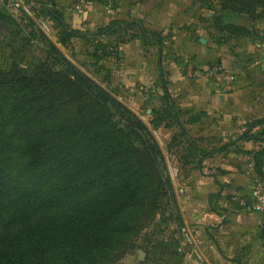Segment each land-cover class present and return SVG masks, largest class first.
Masks as SVG:
<instances>
[{
	"label": "trees",
	"instance_id": "obj_1",
	"mask_svg": "<svg viewBox=\"0 0 264 264\" xmlns=\"http://www.w3.org/2000/svg\"><path fill=\"white\" fill-rule=\"evenodd\" d=\"M48 1L47 12L60 26L58 42L86 38L96 61L118 58L120 44L138 37L162 50L170 35L142 18H116L96 31L70 28ZM196 1L213 11L220 6L213 26L231 36L249 33L235 16L253 19L264 8V0ZM116 32L130 37L100 41ZM45 54L34 73L17 64L0 70V264H106L170 194L166 156L148 125L55 42L46 39ZM161 87L166 115L179 121L163 77ZM251 125H264V116ZM181 133L203 168L215 151L198 148L185 128ZM253 161L254 185L264 183V145L253 151Z\"/></svg>",
	"mask_w": 264,
	"mask_h": 264
},
{
	"label": "crops",
	"instance_id": "obj_2",
	"mask_svg": "<svg viewBox=\"0 0 264 264\" xmlns=\"http://www.w3.org/2000/svg\"><path fill=\"white\" fill-rule=\"evenodd\" d=\"M18 1L23 8L19 13L12 14L9 0H0V20L9 25L8 29L0 30V59H18L23 47V43H19L26 36L34 44H28L25 53H30L34 60L36 57L45 58L46 39L55 42L58 47L63 46L58 42L60 26L47 12V6H52L50 2ZM189 1L194 6L196 0H119L122 10L119 9L118 14L109 11L103 0H54V8L63 14L70 28L82 31H96L116 18H142L148 28L163 31V34L170 33L162 50L156 45L146 44L142 37L120 44L118 58L104 59L106 66L112 68V83L140 100V93L132 94L135 82L150 84L160 82L163 77L179 115V121H176L178 127L185 128L201 150L215 151L213 157L204 161L203 168H198L197 162L191 163L179 183L185 192L182 199L178 195L182 202L183 220L191 227L202 230L201 256L193 260L185 256L187 263L264 264V213L246 210L251 190L258 179L251 155L260 144L264 145L252 135L253 129L258 126L253 127L251 122L254 120L250 118L264 116V98L242 94L236 89L240 82L235 91L226 93L215 79H193L184 75L183 68L187 62L209 67L213 56L211 52L214 51L210 39L197 34L204 29L205 23L192 14L194 7L188 8ZM210 29L211 32H222L214 26ZM132 32L135 31L129 34ZM130 35L116 32L104 39L117 44L122 37ZM84 41L87 42L86 38ZM38 43L44 47L43 50L35 45ZM258 64L257 73L264 77V55ZM244 134L251 138L242 137ZM209 135L217 136V141L226 139L219 137L240 136L223 144L212 142L209 147L204 146V141H208L205 136ZM238 143H242L236 151L238 153H231L234 150L228 149ZM227 144L225 151L219 150ZM227 152H230L228 156ZM185 247V251L190 249L187 241Z\"/></svg>",
	"mask_w": 264,
	"mask_h": 264
},
{
	"label": "rangeland",
	"instance_id": "obj_3",
	"mask_svg": "<svg viewBox=\"0 0 264 264\" xmlns=\"http://www.w3.org/2000/svg\"><path fill=\"white\" fill-rule=\"evenodd\" d=\"M106 2L107 5L108 3L112 5L114 12L117 14L119 9L122 10L118 3L119 0ZM214 5L215 11L206 8L198 1H195L194 6L191 5V1L188 2V8L194 7L192 14L195 18H200V21L205 23L204 29L197 34H201L204 38H209V43L213 46L212 49H214L211 52L213 56L209 67H197L204 71L218 66L230 68L237 75L238 83H236V86L240 82L236 88L237 90H241L242 94L254 95L257 98L263 99L264 77L258 75L257 72L258 63L261 62L264 55V8L258 7L256 16L253 19H247L246 17L233 18L237 23L247 26L249 33L242 36H231L226 31L211 32L210 28L214 24L213 18L215 14H220V6ZM197 24L195 23V25ZM104 37L100 41L106 42ZM21 43H23V47L20 48L18 59L8 60L1 57L0 70H8L13 64H17L25 71L34 73L36 66L46 58L45 54L44 59L36 57L34 60L30 53H25L28 44H34L31 42L29 36L24 37L19 44ZM35 45H38L42 50L44 49L39 43ZM60 48L83 72L107 87L115 97L148 125L166 156L168 172L172 181L170 194L164 197L160 206L151 213L148 223L131 240L129 246L116 251L111 260L107 261L106 264H188L185 257L186 237L182 229L185 222L182 217L181 200L178 198L179 195L182 199L185 192H181L179 183L181 178L187 173L191 163L197 162L198 156L192 150V145L187 137L181 133L182 129L178 127L176 120L166 115V101L164 100L161 81L151 83L154 85V90L148 96L139 90L140 84L144 82L136 81L132 88L135 91L132 94L140 93L142 98L136 100L135 95L131 97V95L129 96L125 91H122L117 84L113 85L112 68L106 66L104 59L96 61V59L90 56V53L94 50V46L91 43L85 42L84 38H75L69 45L65 47L60 46ZM10 51L12 50L10 49ZM218 60H220V63ZM249 86H252V88H249ZM235 90L233 89L226 93H231ZM260 114L263 115V112ZM182 115L186 116L185 114ZM256 118L258 117L254 116L250 120L253 121ZM263 128L264 125L254 128L252 135L264 144ZM175 129L178 131H175ZM161 130H163V133H161ZM164 130H166L165 133ZM6 131L9 133L12 131V128L8 127ZM239 136L219 137L226 139L217 141V136L209 135L205 136V139H208V141H204L203 144L208 147V144L212 142H216L215 145L223 144ZM241 146L242 143H238L228 150H234L231 153L237 154L238 152L236 151ZM228 153L230 152L226 153L227 156L229 155ZM251 156L253 158V154ZM14 157L19 164L23 162L18 152L14 154ZM242 161L246 162L245 160Z\"/></svg>",
	"mask_w": 264,
	"mask_h": 264
},
{
	"label": "built area",
	"instance_id": "obj_4",
	"mask_svg": "<svg viewBox=\"0 0 264 264\" xmlns=\"http://www.w3.org/2000/svg\"><path fill=\"white\" fill-rule=\"evenodd\" d=\"M111 1V0H107ZM9 8L12 14H17L23 8V4L18 0H9ZM107 8L109 11L114 12L112 5L108 3ZM183 71L189 78L208 77L215 79L219 82L221 89L224 91H231L235 88L237 83L236 73L227 67L218 66L207 70H202L192 62H187L184 65ZM139 90L147 96L154 90L153 84H140ZM183 192V189H181ZM246 210L252 213H264V183L259 181L253 186L248 202L246 204ZM183 232L185 233L186 241L190 247L188 251H185V256L189 260H193L195 257L201 256L200 241L202 230L200 228H193L189 224L183 225Z\"/></svg>",
	"mask_w": 264,
	"mask_h": 264
},
{
	"label": "water",
	"instance_id": "obj_5",
	"mask_svg": "<svg viewBox=\"0 0 264 264\" xmlns=\"http://www.w3.org/2000/svg\"><path fill=\"white\" fill-rule=\"evenodd\" d=\"M234 18H237V17L235 16ZM8 27H9L8 23L0 20V30H2L3 28L8 29ZM263 70H264V64H263ZM262 238L264 242V226L262 228Z\"/></svg>",
	"mask_w": 264,
	"mask_h": 264
}]
</instances>
